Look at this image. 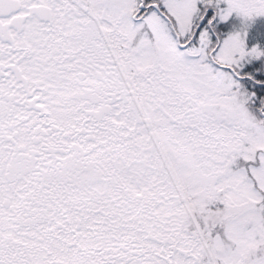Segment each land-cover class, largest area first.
<instances>
[{"label":"rangeland","instance_id":"rangeland-1","mask_svg":"<svg viewBox=\"0 0 264 264\" xmlns=\"http://www.w3.org/2000/svg\"><path fill=\"white\" fill-rule=\"evenodd\" d=\"M12 1L17 3L15 11L0 14V33L5 34L1 48L30 50L49 48L51 43L66 48L80 33L85 68L89 60L97 61L94 66L106 73L107 80L97 88L87 83L83 91L66 93L68 111L73 106L83 115L99 113L103 143L93 166L53 172L45 186L35 172L0 166V207L5 198L16 207L14 195H19L26 208L34 210L0 212V264H67L69 253H76L73 241L83 233L74 228L77 217L81 227L94 222L104 226L105 234L97 233L95 245L107 246L102 249L109 255L98 257L99 264H264L260 247L264 245V166L252 169L257 184L253 189L243 172L235 170L252 145L237 157L228 156L236 145L231 136L247 125L245 110L234 95L227 94L225 76L212 74L216 69L205 58L208 44L199 40L186 45L207 0H143L153 8L144 12L135 0ZM216 2L219 20L235 14L243 18L241 11L255 10L264 22V0ZM38 5L53 9L50 22L35 15ZM61 34L66 38L70 34L71 40ZM242 53L239 35L231 34L223 38L215 57L228 65ZM41 68L48 70L42 60L30 67ZM8 92L14 90L4 94ZM108 97L121 99L119 109L112 101L101 110ZM19 107L2 99L0 117L14 122ZM106 128L111 141L110 134L103 132ZM253 140V145L264 146L261 134ZM105 146L111 147V153ZM24 178L34 180L35 187L24 189ZM123 193L133 207H124ZM206 193L208 204L217 201L212 193L227 202L223 225L227 224L228 248L214 234L223 226L218 218L222 212L217 216L208 212L202 198ZM56 201L66 212H56ZM187 214L191 233L185 225ZM119 226L124 229L118 230ZM118 231H123L124 241L117 240ZM74 259L75 264L85 263L79 254Z\"/></svg>","mask_w":264,"mask_h":264},{"label":"flooded vegetation","instance_id":"flooded-vegetation-1","mask_svg":"<svg viewBox=\"0 0 264 264\" xmlns=\"http://www.w3.org/2000/svg\"><path fill=\"white\" fill-rule=\"evenodd\" d=\"M16 4L12 1L11 10L6 14H12ZM38 7H34V13ZM51 13L53 17L52 8ZM0 14L5 13L0 10ZM50 21L51 19L48 20ZM79 23L81 22L77 24L80 25ZM3 35L5 34L0 33V38ZM67 36L69 37L66 38L61 34L66 40H71V35ZM7 41L12 43V40ZM71 41L75 43L74 46ZM71 41L66 48L53 47L52 43L49 48L40 46L30 50L0 47V103L5 99L22 107H19L22 110L14 115V122H6L4 116L0 117V144H2L0 166L35 172L36 178L42 179L44 186L48 182L46 179L51 178L53 172L68 168L78 169L85 167L86 164L93 166L99 159L100 147L103 143L100 138L102 128L99 113L93 111L90 116L88 113L81 114L79 107L72 106V111L66 109L67 100L70 98L66 93L69 90L83 91L87 83L88 87L97 88L101 81L107 80L106 73H102L94 66L97 61L89 60L85 68L82 53L86 50L81 48L84 46L83 34L77 33ZM34 51L35 54H32ZM40 59L48 70L30 69L37 62H41ZM106 68L109 71L107 65ZM110 74L114 75V73ZM5 90H14V92L4 94ZM61 91L64 93L62 94ZM20 92L23 93L21 98L17 96ZM112 101L115 104L114 108L119 109L121 99L114 100L108 97L103 102L101 110L109 108ZM9 116L12 117L11 112ZM103 132L108 134L109 130L106 128ZM113 133L116 134V130H113ZM109 134L108 139L111 141L112 134ZM105 150L111 153V147L105 146ZM23 180L24 189L35 187L34 180L30 178ZM19 197L14 195L18 203L16 207L12 204L2 205L0 212L4 210L34 212L33 209H27ZM19 203H22L21 207ZM54 208H57L56 212H61L60 215L66 212L63 207L60 208V201L54 202ZM58 225H60L59 229L63 226L59 222Z\"/></svg>","mask_w":264,"mask_h":264},{"label":"trees","instance_id":"trees-1","mask_svg":"<svg viewBox=\"0 0 264 264\" xmlns=\"http://www.w3.org/2000/svg\"><path fill=\"white\" fill-rule=\"evenodd\" d=\"M135 1L137 4L139 3V0ZM204 3L207 5V7L204 9V11H202V15L200 16L199 20L197 22L195 21L197 24H195L193 34H191L193 38L190 41H186V45L192 46L193 43L198 44L200 43L197 42L199 40L205 41V45L208 44L207 48L205 49V58L209 59L210 63L212 64V69H216H213L212 74L217 75L216 73H220V75L223 77L225 76V79L223 80L224 87L226 88L228 86L226 89V91H228L227 94L234 95L238 102H240L239 108L242 107L245 110L243 121H246L247 125H244L243 128L237 129L238 137H236L237 133H234L231 136L230 140L236 139V145L228 150V156L232 155L237 157L242 153V151H244L246 147L252 145V148H250L251 151L248 152V155L244 158H240L235 170H241L244 176L252 184V188L257 189V184L255 183L252 169L264 166V146L260 147L252 144L256 135L261 134L264 137V22H260V20L263 19L262 13L256 12L254 10L253 12L250 11L248 14V12L244 10V12L241 11L243 18L236 17L237 14H235L226 20H219L216 11L219 6L217 5L216 0H207ZM143 4V9H140L139 6L140 11L143 10L142 12H144L151 9V6L145 5L144 1ZM198 4L201 6L203 5L200 3V1ZM231 34L239 35L240 42L244 48V53H242L240 58L236 59L232 64L222 65L221 61L215 57V50L220 45L223 38L230 36ZM202 35H204L206 38H203ZM189 42L191 43L189 44ZM211 44L213 47L210 48ZM203 116L207 118L208 114H203ZM240 121L241 120L239 119V122ZM237 126L238 124L235 125V129ZM241 161L242 166L239 165ZM121 195L123 196L124 200L125 194L123 193ZM208 196V193L202 195V198L206 200V204H208ZM188 197L190 199V196ZM211 197L215 198L217 201L206 206L208 208V212H211L213 216H217L216 212H222L218 218L221 219V223L223 225V222L225 220L227 222L228 218L227 214L223 215L224 209L227 207V202L224 203L221 197H215L213 193L211 194ZM109 199H111V201H115L116 197L110 196ZM262 200L263 202L261 203V206L264 208L263 193ZM220 201L223 204H220ZM122 203L124 207L134 206L133 204L129 203V200H124ZM255 208L257 207H254V209ZM179 212H183V210H180ZM190 217V214L186 215L185 225L186 227L188 226V233H191V230L193 231L191 223L192 219H190ZM226 225L227 224L221 226V230L214 234L219 236L224 247L228 248L227 246H229L230 242L228 241L227 235H225L226 233L224 227L226 228ZM103 227L104 226H101L98 222L90 223L88 225L84 224V227L81 229L83 233L78 234V237L75 238L72 244V246L76 249V253H69L70 258H68L67 264H75L74 260L77 259L74 258L78 257V254L81 257V260H85V263L83 264H99L100 260L98 257L101 259L103 256L109 255L108 253H105V250L108 249L107 246H103L105 249L104 250L102 249V246L98 248V246L95 245L97 233L103 235L105 234ZM121 229L124 228L119 226L118 230ZM123 231H118V234L116 235L118 236L117 240L120 242L124 241V235H121V232ZM148 234L151 236L150 233ZM143 244L144 243L142 242L139 247H143ZM260 247H262V252H264V245H260ZM46 254H48V251H46ZM71 255H74V257L70 262ZM257 256L261 255L259 254Z\"/></svg>","mask_w":264,"mask_h":264},{"label":"water","instance_id":"water-1","mask_svg":"<svg viewBox=\"0 0 264 264\" xmlns=\"http://www.w3.org/2000/svg\"><path fill=\"white\" fill-rule=\"evenodd\" d=\"M154 8L159 9L157 4H153ZM140 7H143V4L140 3ZM0 10L4 13H8L11 10V4L9 3V0H0ZM160 10V9H159ZM37 15L44 20H47L50 18V9L46 6H40L36 9ZM4 205H7V201L4 202ZM79 219H76V227H79ZM60 226V225H58Z\"/></svg>","mask_w":264,"mask_h":264}]
</instances>
